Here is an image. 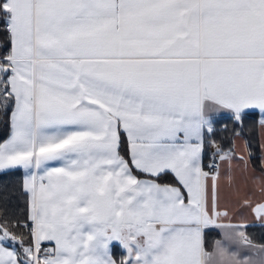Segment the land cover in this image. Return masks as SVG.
I'll list each match as a JSON object with an SVG mask.
<instances>
[{
	"label": "snow or ice",
	"instance_id": "snow-or-ice-1",
	"mask_svg": "<svg viewBox=\"0 0 264 264\" xmlns=\"http://www.w3.org/2000/svg\"><path fill=\"white\" fill-rule=\"evenodd\" d=\"M0 264H264V0H0Z\"/></svg>",
	"mask_w": 264,
	"mask_h": 264
},
{
	"label": "trees",
	"instance_id": "trees-1",
	"mask_svg": "<svg viewBox=\"0 0 264 264\" xmlns=\"http://www.w3.org/2000/svg\"><path fill=\"white\" fill-rule=\"evenodd\" d=\"M5 179L10 180L14 185L18 184L20 182V175H16L13 177H7ZM25 198L21 195H19V192H17L16 198L12 202V210L17 214L21 215L25 209Z\"/></svg>",
	"mask_w": 264,
	"mask_h": 264
},
{
	"label": "crops",
	"instance_id": "crops-1",
	"mask_svg": "<svg viewBox=\"0 0 264 264\" xmlns=\"http://www.w3.org/2000/svg\"><path fill=\"white\" fill-rule=\"evenodd\" d=\"M21 180H22V175H20V181ZM249 231L252 232L257 238H259L261 235V232L259 229L252 228V229H249Z\"/></svg>",
	"mask_w": 264,
	"mask_h": 264
}]
</instances>
